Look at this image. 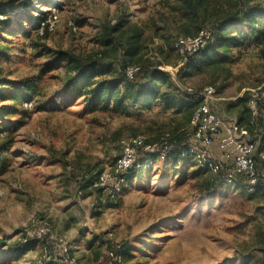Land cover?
<instances>
[{
  "label": "rangeland",
  "instance_id": "1",
  "mask_svg": "<svg viewBox=\"0 0 264 264\" xmlns=\"http://www.w3.org/2000/svg\"><path fill=\"white\" fill-rule=\"evenodd\" d=\"M53 3L61 8L59 23L48 36L40 38L33 31L32 38L22 32L19 38L6 39L0 33V264H41L47 243L33 241L25 247L23 240L26 230L43 221L55 236L69 241L79 264H97L114 243L128 253L125 264H264V192L253 196L241 185L218 182L208 194L207 178L196 175L203 168L192 161L169 164L171 157L169 163L157 161V167L128 179L117 199L88 188L92 179L111 171L123 140L139 136L158 145L170 136L189 141L192 108L168 110L155 100L149 106L126 102L118 113L91 112L66 88L74 75L71 61L100 54L107 61L105 30L121 22L128 34L136 28L143 31L140 61L129 66L167 73L170 93L173 88L213 87V110L225 123H234L239 99L264 87V59L258 48L233 47L231 60L190 74L174 49L178 37L196 31L194 26L185 28L189 16L182 8L184 0ZM208 3L200 29H212L214 5L220 16L242 8L238 0ZM249 3L264 11V0ZM19 6L20 0H0V11L13 12ZM42 10L49 8L40 6L33 15ZM11 19L30 30L27 18L17 14ZM107 53L115 64L102 79L113 81L124 60L121 53ZM27 82L34 90L25 106L13 95ZM137 83L143 80L132 85ZM238 129L254 141L264 133L249 132L240 124Z\"/></svg>",
  "mask_w": 264,
  "mask_h": 264
},
{
  "label": "trees",
  "instance_id": "2",
  "mask_svg": "<svg viewBox=\"0 0 264 264\" xmlns=\"http://www.w3.org/2000/svg\"><path fill=\"white\" fill-rule=\"evenodd\" d=\"M250 1L238 0L242 5L239 13H230L222 16H220L221 12L218 10V7L214 5L215 7H213V11L210 14L212 16V29H210L213 33L212 39L203 50L188 57L184 62L183 68L187 69L190 74H200L205 69L215 68L219 64H224L225 61L231 60L232 48L241 47L245 44L258 48L260 56L264 59V31L260 30L263 26L264 11L257 6H251ZM209 5L211 3H208V0H184L182 8H184L185 13L189 16L185 28L194 26L196 30L194 34L189 31H186V34L195 36L203 30L199 28V21L205 17L204 14L207 13V6ZM40 6H47L49 10L38 11L33 15L35 13L34 10ZM53 9H61L59 5L53 3V0H20L19 8L13 12L0 11V14H7V18L1 22L0 33L6 39L11 37L19 38V34L22 32H25L29 38H32L33 31H36L40 38L46 37L50 33L45 31L44 35L41 36L38 34V29L43 22L47 21ZM17 14L28 19L29 31L22 29L21 26L17 25L15 20L11 19V16ZM123 27V23L120 22L105 30L104 47L107 51L104 54L108 56L107 61L104 58L102 59V55L100 54L99 58L87 57L70 62L74 75L68 77L66 88L72 91L73 94L76 93L78 98L83 99L86 109L91 112L114 110L118 113L125 109L126 102L135 106H149L151 102L159 100L168 110L180 111L189 106V108H192V116L194 109L201 100L197 96H186L177 93V89L175 88L170 93V85H168L169 75L162 73L157 67L148 71L141 68L140 73L133 81H129L125 77V69L129 65L140 61L143 50L141 44L143 31L136 28L128 34L122 30ZM107 52H114L116 57L121 53L124 60L119 78L113 81L102 79L107 73L112 72V66L115 64L112 55L110 56ZM139 79L143 80V83L132 85V83H136ZM162 88H164V91H162ZM33 90L34 85L32 83H22V92H16L13 95L14 101L21 103L25 101L27 103ZM0 93L2 94L1 90ZM174 97H177V99H174ZM178 99H181L182 102L179 103ZM248 100L249 93L248 96L239 99L237 104L240 109L238 112V124L245 125L248 131L252 133L257 130H263L264 132L262 122L264 104L259 109L258 125L253 127L250 124L251 112L248 107ZM262 139H264V133L258 140ZM185 161L189 160L174 158L170 163L167 160V163L177 164ZM140 173V170H132L126 176V182ZM196 175L207 178L204 179V184L208 194H212L215 191L214 189L218 182L225 184L219 177L212 175L204 168L196 171ZM95 179L90 181L88 188ZM238 185H241L245 190L242 182L238 183ZM262 192H264V185L258 187L252 195L258 196ZM31 244L32 242L25 243L24 246L28 247ZM123 251L125 261V256L128 253L125 252L124 246Z\"/></svg>",
  "mask_w": 264,
  "mask_h": 264
},
{
  "label": "built area",
  "instance_id": "3",
  "mask_svg": "<svg viewBox=\"0 0 264 264\" xmlns=\"http://www.w3.org/2000/svg\"><path fill=\"white\" fill-rule=\"evenodd\" d=\"M59 9H53L47 21L38 29L39 35L45 31L53 33L59 23ZM7 14H0L1 22ZM78 31L77 27L72 28ZM212 31L203 29L195 36L178 37L174 49L183 59L203 50L212 39ZM141 68L128 66L125 77L133 81ZM177 93L186 96H197L201 101L194 109L189 128L191 139L179 142L170 136H165L160 143L151 144L143 137H133L121 143V155L116 159L111 171L100 174L90 185V190L117 199L126 184V176L134 169L146 171L157 167L156 162H166L168 158L189 160L197 166L207 169L212 175L219 177L226 185L244 184L245 191L254 194L258 187L264 185V139L250 140L243 137L238 125L227 124L213 110L212 103L216 100V90L205 87L201 91L193 88L177 89ZM264 104V87L249 90L248 107L251 112V126L256 127L259 119L260 106ZM25 106H28L25 103ZM264 125V114L262 116ZM215 144L220 152V158L213 155ZM47 243L44 261L41 264H79L72 256L71 246L67 239L54 235L50 223L43 221L37 226L25 231L24 243ZM56 246L57 248H54ZM56 250V254H55ZM97 264H125L123 246L114 243L106 250Z\"/></svg>",
  "mask_w": 264,
  "mask_h": 264
},
{
  "label": "crops",
  "instance_id": "4",
  "mask_svg": "<svg viewBox=\"0 0 264 264\" xmlns=\"http://www.w3.org/2000/svg\"><path fill=\"white\" fill-rule=\"evenodd\" d=\"M243 91H245V90H243ZM212 105H213V103H212ZM212 108H213V106H212ZM216 112V111H215ZM217 113V112H216ZM237 124V125H239L238 124V122H234L233 124ZM229 124H232V123H229ZM213 155L215 156V157H218V158H220V152H219V150H218V147H217V145L215 144V146L213 147Z\"/></svg>",
  "mask_w": 264,
  "mask_h": 264
}]
</instances>
